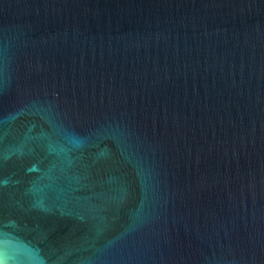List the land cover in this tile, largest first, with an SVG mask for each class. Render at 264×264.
<instances>
[{
	"label": "water",
	"instance_id": "water-1",
	"mask_svg": "<svg viewBox=\"0 0 264 264\" xmlns=\"http://www.w3.org/2000/svg\"><path fill=\"white\" fill-rule=\"evenodd\" d=\"M0 264H264V0H0Z\"/></svg>",
	"mask_w": 264,
	"mask_h": 264
}]
</instances>
